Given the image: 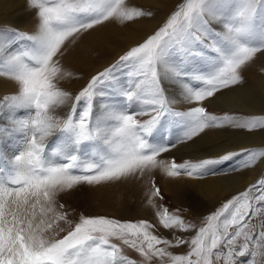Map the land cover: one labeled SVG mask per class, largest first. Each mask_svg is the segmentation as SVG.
Returning <instances> with one entry per match:
<instances>
[{"label": "snow or ice", "instance_id": "obj_1", "mask_svg": "<svg viewBox=\"0 0 264 264\" xmlns=\"http://www.w3.org/2000/svg\"><path fill=\"white\" fill-rule=\"evenodd\" d=\"M25 8L32 32H0V80L14 87L0 98V264H264V174L202 216L191 205L170 210L152 180L147 204L158 223L74 214L60 202L155 169L201 179L225 165L264 166V147L161 159L206 129L264 135V114L205 106L245 86L244 71L264 54V0H179L75 92L62 84L79 79L62 62L69 46L153 11L136 0H25Z\"/></svg>", "mask_w": 264, "mask_h": 264}, {"label": "rangeland", "instance_id": "obj_2", "mask_svg": "<svg viewBox=\"0 0 264 264\" xmlns=\"http://www.w3.org/2000/svg\"><path fill=\"white\" fill-rule=\"evenodd\" d=\"M136 2L146 9H151L153 11V16L150 18L142 19L137 23L131 24L127 28L120 27L114 24H109L110 28L107 27V29H103L102 27L101 30H99V28L97 31L89 35L90 37L86 36L83 38L82 41H77L75 44H71L69 46L68 51L65 53L66 59L62 60V62L70 71H72L76 76H78L79 79L63 81L62 84L65 88L74 92L78 91L79 88L86 82V80L90 78L91 75L95 74L98 71H102L103 68L106 67L110 62L118 58V56L122 54L125 49L130 46H134L137 42L142 41L148 34L154 31L165 19V17L175 8V6L179 3V0H136ZM18 3L19 4L16 7H12L16 10L7 8V4L2 5L0 3V32L8 33V30L10 28H17L25 32H32L34 30V27L36 25L34 15L26 10L25 0H19ZM8 21L14 22L9 23ZM132 29L135 32H138V40L135 43L128 44L122 38H120L119 35H128L129 31ZM108 30H110L108 32V36L111 39L109 42H112H108L107 44L105 43V41H102V38L104 37V34H106L105 32ZM103 42L104 44H102ZM104 45H112V47H104ZM80 52H82V55L78 54ZM100 61H104V64L100 65ZM262 65H264V54L258 53L257 58L250 64V66H253L254 69H256ZM247 68L243 73L247 80V84L242 88H250L253 90V93H255L256 91H254V88H252V86L254 84V80L257 76V73L255 77L250 78L247 76L246 73ZM10 87H13L10 83H6L3 80H0V98L14 91V89H9ZM205 106L207 107L209 112L215 115H223L225 113H228V111L222 109H212L209 106L208 102H205ZM230 114L239 115L236 111L231 112ZM242 114L261 115L264 114V111L260 112L259 110V112H246ZM180 145L182 144H178L177 146ZM261 147H264V145H262ZM162 156L164 158V155ZM172 159H175L178 163L183 162L184 160H191L193 162L199 160L198 158L193 156H186L182 159V157H179L178 152L176 151H171L170 153H168V161L171 162ZM248 170L250 172V181L245 185V187H243L242 190L233 193H219L210 202L201 201V196L187 184L181 186L177 181L181 177L175 178L178 184L176 183L174 184V186L177 190L178 187L180 188L183 197L186 199H183L181 196L177 195V192H175L174 194L168 190V184L165 182V180L163 178H161L160 180L158 179V176L156 174V171L158 170H153L150 173H146L145 176L140 180L141 182H144L145 180L148 188L150 187L151 181L155 180L157 185L162 189V193L165 197L163 203L168 206L170 210L174 208H181L189 209L190 211L191 205L199 208L200 214L202 216L203 214H207V212L214 210V207L219 206L220 202L226 200L227 198H230L232 195L238 192L244 191L249 185L254 184L261 177V175L264 174V166H257L255 169ZM182 177L184 178L185 176ZM129 181L130 180L124 181L122 183L126 184V182ZM184 181L186 182V180ZM122 183H118L119 186H123ZM121 188L122 187H120L119 189ZM125 189L126 190L124 192L119 193L120 200H123L122 205L125 209V212L120 214H118V212L116 211L115 206L107 205L104 201L99 199L100 196L101 198H104V196L101 195L102 192L96 191V193H93L90 191V193L93 194L91 195L89 193V190L87 189V186H84V188L73 193L61 194L60 202H66L68 207L74 211V214L83 212L87 215H106L123 220L147 219L153 223H158L155 218H152L146 214L145 209L142 206L137 205V194L129 188ZM96 195L99 196L98 201H100L101 203L104 202L105 204H99L98 202H96L97 198H93L94 200L91 198ZM90 198L91 200H89ZM138 200L142 201V199ZM184 215L189 216V212H185ZM194 218L199 220L200 217ZM161 231L163 232V234L167 235L165 231Z\"/></svg>", "mask_w": 264, "mask_h": 264}, {"label": "bare ground", "instance_id": "obj_3", "mask_svg": "<svg viewBox=\"0 0 264 264\" xmlns=\"http://www.w3.org/2000/svg\"><path fill=\"white\" fill-rule=\"evenodd\" d=\"M19 0H0L2 5L7 4V8H11L12 10H16L12 7H16L19 3ZM11 5V6H9ZM9 23H13L8 21ZM136 25V24H135ZM110 28L109 25L103 27V29ZM101 30V28L99 29ZM106 31L102 41L108 44L111 40L108 36V32ZM101 32V31H100ZM137 33L133 29L129 31V34H120V38H122L126 43H135L137 39ZM90 37V36H89ZM118 38V37H117ZM112 42V41H111ZM109 42V43H111ZM104 44V42L102 43ZM112 45H104V47H109ZM77 54V53H76ZM82 55V52L78 53ZM66 57H63L65 60ZM111 60V59H109ZM99 64H104V61H100ZM264 65L254 69L253 66H249L247 68V76L248 77H255L256 73L257 76L255 77L254 84L252 88H254L255 93H253L252 89H245V88H237L235 91L232 92H225L223 95H218L217 98L208 102L209 106L212 109H222L228 111V114L231 112H238L239 115L246 112H260L264 111ZM258 80V82H257ZM250 86V87H251ZM9 89H14V87H10ZM264 145V135L260 134L259 132H255L251 135L244 136V137H235L231 133L216 130V129H206L204 133H202L199 137L195 138L194 142H188L186 144H182L177 146L176 148L172 149L173 152H178L179 157L182 159L186 156H193L198 159L208 158V157H215L224 154L225 151H234L239 150L240 148H259ZM161 159H163L166 163H168V153L162 154ZM229 166H223L222 172H219L216 175H205L201 179H193L185 176L184 178H179L178 183L181 186L187 184L195 192H197L201 196V201L210 202L214 199L217 194H223L226 192H237L243 189L245 185L250 181V172L248 169L242 172H233L228 170ZM158 170V171H156ZM158 179L160 180L163 178L165 182L168 184L167 188L170 192L174 193L177 192V195L181 196L183 199L182 192L178 187V190L175 188L174 184L177 181L174 178L168 177L165 175L160 169H155ZM135 180V181H133ZM186 180V182L184 181ZM122 183V182H121ZM134 183V184H133ZM177 183V184H178ZM123 186H119V184L115 185H102V186H87V189L96 193V191L102 192L101 195L104 198H99L98 195L91 197L92 199H96V202L99 204H107L113 205L116 208L118 214L125 212L124 206L122 205L123 200H120L119 193L124 192L126 189L129 188L133 190L137 194V205L142 206L145 209V212L148 216L155 218V209L147 204V191L148 186L147 183L141 182V180L137 179H130L129 182L123 184ZM122 187L121 189H119ZM86 191V190H85ZM87 192V191H86ZM91 194V193H90ZM93 195V194H91ZM90 195V196H91ZM199 196V197H200ZM91 198L89 200H91ZM101 199L104 202L98 201ZM93 199V200H94ZM142 199V201L138 200ZM143 204V205H141ZM158 222V221H157ZM167 233V230H163Z\"/></svg>", "mask_w": 264, "mask_h": 264}]
</instances>
